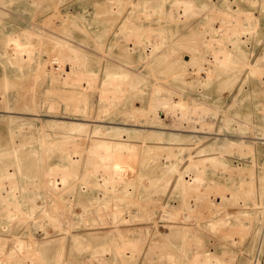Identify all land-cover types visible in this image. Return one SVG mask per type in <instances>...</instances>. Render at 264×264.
Segmentation results:
<instances>
[{
    "label": "bare ground",
    "instance_id": "obj_1",
    "mask_svg": "<svg viewBox=\"0 0 264 264\" xmlns=\"http://www.w3.org/2000/svg\"><path fill=\"white\" fill-rule=\"evenodd\" d=\"M16 1L0 0V25L7 24L3 17ZM50 2L45 9L42 0L34 1L33 23L0 36V62L4 67L11 68L15 63L29 76L47 69L50 64L44 79L17 83L7 74L0 84V113H6L0 115V264H227V252H224L226 256H219L200 243L198 249L191 250V255L184 253L185 244L180 255L175 252L179 246L177 240L184 238L189 225L177 223L182 211L169 202L180 198L186 210H193L188 197H195L193 201L197 204L199 196L211 188L210 167H223L229 176L220 177L227 183L220 180L215 184L220 206L214 207L216 216L213 214L215 217L208 221L209 230L222 238L253 237L262 245L264 153L263 162L254 159L243 168L233 167L226 158L232 152L255 157L260 151L256 145L264 144V130L248 118L232 125L231 117L224 118L214 128L220 119L218 110L194 99L187 101L180 93L170 103L158 104L155 99L156 91L167 88L157 75L164 67L175 74L172 78L191 80L190 84L197 88L222 76L240 83L259 77L262 66L259 59H251L247 49V36L254 29L251 15L230 4L227 8L218 7L211 0H156L154 3L108 0L104 33L118 29L126 38L139 39L137 50L124 47L122 55L127 59L141 46L146 48L148 53L140 62L147 64L150 77L154 78L149 95V77L135 70V61L127 60L124 65L97 57L91 59L70 38L49 35L42 24L50 19L51 26L56 27L55 20L60 16L57 1ZM122 5L128 6L133 15L144 12V19L153 17L159 10V24L165 27L153 29L151 24L136 25L133 18L120 19ZM39 14H43V19L38 18ZM61 16L66 34L72 27L86 30L75 17ZM196 22L199 23L195 25ZM171 24L175 28L168 27ZM186 29L189 34L179 36ZM86 33L94 48L103 54L107 52L104 39L96 31L87 29ZM47 46L51 49L44 54ZM160 50H163L160 60H153L152 55ZM48 77L50 84L46 89L43 83H47ZM59 86L90 95L87 100L57 101V109L59 104L64 105L65 111L71 113L66 112L68 115L79 117H57L74 119L69 122L56 118V121L54 118L44 121L39 117L36 122L26 116L55 117L45 112L54 109L50 96ZM13 89L22 90L14 94ZM32 105L45 114L20 109ZM168 118L175 119V130L202 134L185 135L197 146L203 143L206 138L203 134L208 131L220 136L226 135V128L237 127L245 135L239 140L227 137L220 140L222 136H218L206 148L199 145L188 151L185 145L164 142L182 140L179 134L169 133L166 139L163 132L149 130L151 127L165 129ZM161 157L170 164L162 163ZM159 189L166 193L162 206L173 209L163 208L165 215L140 206L154 201L153 193ZM77 205L81 207L79 213L74 210ZM229 205L242 206L236 213L241 217L235 224L230 221L231 211L229 214L226 211ZM158 219L163 220L169 233L163 234L159 229ZM38 232H42V238L37 236ZM251 264H260V252Z\"/></svg>",
    "mask_w": 264,
    "mask_h": 264
},
{
    "label": "rangeland",
    "instance_id": "obj_2",
    "mask_svg": "<svg viewBox=\"0 0 264 264\" xmlns=\"http://www.w3.org/2000/svg\"><path fill=\"white\" fill-rule=\"evenodd\" d=\"M34 1H36V0H17L16 1L17 3H15L12 6V8L9 9L10 10L9 14L6 17H3L5 19L4 23H7V24L6 25H0V36H4V35H6V33L16 31V30L20 29V27H27L28 25L33 23V17L35 15V9H36L35 5H34ZM55 1H57V8H59V9H57V11L59 10L58 12H60V16L63 15L64 17L65 16L75 17L76 19H78L79 25L82 26L84 29H86V30L88 29L90 31H96L99 34V36H101L104 39L105 44H106L105 49L107 52L103 54V53H101L100 50H97L96 48H94V46H93L94 42L87 35L86 30L83 31L80 28L72 27L71 32H68V33H70V35L68 33L66 34L67 30L63 29L65 27L63 25V28H62V24H61V23H64V20H63L64 18L62 16H61L62 20L60 19V16L57 17L58 20H55V22L57 23L56 27L51 26L52 23L50 24V22H52V21L50 19L45 20V22L43 23V24H45V26L42 24L44 30L49 35H52L56 38L59 37L61 39L70 38L72 44H74L75 46H78L79 48H81L82 50H84L85 52L90 54L91 59H94L97 57V58H101V59L108 61L110 63H113V64H124V65L127 63V60H128V62H134L135 61L136 62L135 63V70L137 72L140 71L141 73H143L149 77L148 78V81H149L148 85L149 86L147 87V89H148L147 94L150 95L149 89H150V85L154 84V78L150 77L149 69L146 67L147 64H142L140 62L143 55L145 56L148 53L146 48L141 46V49H139V51H135L134 54H131L130 58L127 59L122 55L124 47L127 46L131 49L135 48L137 50L140 46L139 39L126 38V36L123 32H121V33L118 32V29H116L115 32L108 33L106 31V34L104 33L106 30V18H107L106 5H107L108 0H55ZM135 1H137V0H135ZM143 1L144 2H150V3L156 2V0H143ZM211 1H213V3L215 5H217L218 7H222V8L223 7L227 8L228 7L227 4H230L231 7L240 8L245 13L251 15V18L253 20L254 29L247 36V38H248L247 49L249 50V53L251 55L252 60L255 61L256 59H259V64L262 66L261 67L262 69L260 68L259 77L249 79L244 83L242 81V83H243L242 84L239 81L238 82L228 81L227 77L222 76L218 81H213L204 87H201V88L198 87L197 88V87H194L192 84H190L191 80L172 78L175 76V74L173 72H170L169 68L164 67L165 69L163 71H158L157 75L160 78H162L160 80V82L165 84L167 88H165L161 91H156L157 93H155V97H157V98H155V99L159 102L158 104H161L164 102L170 103L172 101H176L175 100V94L180 93L185 97V99L187 101H192L194 99L198 102L206 104L212 110H215V111L218 110L217 114L219 115L218 117H220V119L217 120V122L214 124V128H217L219 126V124L221 123L220 121L223 120L224 118L231 117V119H233L232 125H237L238 122L243 123V121H246V119L248 118L249 121L254 122V124L257 126V128L264 130V128H262V127H264V114H263L264 113V0H259V1L257 0V2L260 5L258 3L254 5V3H253L254 0H211ZM42 4L45 7V9H48L47 6L50 5L51 2H50V0H42ZM127 8H128V6H124V5L121 6V14L119 15L120 19L124 20L126 18L127 19L133 18L136 25L151 24V27L153 29L165 27L164 25L159 24V19H158L159 16H157V14L159 13V10L156 11V14L153 15V17H150L148 19L146 17L144 19V17L142 16V15H145V14H143L144 12L137 11L136 12L137 14L133 15L131 9L130 8L127 9ZM38 18L43 19V14H39ZM192 23H190V25ZM198 23L196 22L195 25H197ZM19 25H21V26H19ZM60 26H61L62 30H61ZM174 26H176V25L171 24L168 27L175 28ZM183 27H184V25H182V28ZM57 28H59L60 30ZM49 30H50V32H49ZM51 31H53L55 33L53 34V32L51 33ZM188 34H189L188 29H186V30L180 32L179 36L185 37ZM80 45H81V47H80ZM50 49H51L50 46H47L44 50V54H46V52H49ZM0 50L2 51L1 48H0ZM93 53H95V54L97 53L96 54L97 56H94ZM162 53H163V50H160V51H158L157 54L152 55L153 60H157V61L160 60V56ZM105 57H108V58H105ZM49 65L50 64L48 63L47 67H46L47 69H45L43 71H37V72L33 73V75L28 76L24 71H22V70L20 71L17 64H15V63H12L11 68H9L7 66L4 67L3 64L0 62V84L2 83L3 79L5 78V76L7 74H9L11 76L10 78H11L12 82H17V83H19L18 81H20V80H26L29 82V81H35L36 79H39V80L44 79L45 78V72L50 70ZM69 69H70V65L69 66L67 65L66 70H69ZM54 70H56V72H57V67H55ZM32 78H33V80H32ZM165 78H167V80ZM43 84H44L43 85L44 88L47 89V84H50L49 77L47 78V83L44 82ZM169 88L172 90L168 91ZM14 89H16V88H14ZM17 90L21 91L22 89H17ZM20 91L14 90L13 92H14V94H16ZM24 91H27V88H26V90L24 88ZM170 95H171V97H169ZM89 98H90V95H88V93L83 92V94H79V93H76L75 91L63 90L59 86L58 88L56 87L52 91V94L50 96V103H52V106L54 107V109L51 112H45V113H49L46 115H54L55 117H53V116H46V117L42 116V118H41V116L37 117L35 115H26V116L34 119V121H36V122L38 121L37 119H39V117H40V119H43L44 121H49V120H52L53 118H54L53 120H55V118H56V120H61V121L63 119H64V121H67V122H69L70 120L74 121V119H71V118H67V120H65L66 118L57 119V117H59V116L60 117L67 116L70 113L69 111H65L64 105L59 104V107H58L59 110H58L57 109V105H58L57 101L61 100V101L72 102V101L87 100ZM170 99H172V100H170ZM168 101H170V102H168ZM20 109H23V112H26V113L45 114V113H42L40 111V109H37V107H35L34 105L29 106V107L21 106ZM57 112H58V114H57ZM3 114L5 115L6 113H3V112H2V114L0 113V115H3ZM9 114H11V113H7V115H9ZM12 115H14V114H12ZM178 115H179V117L182 116L180 113ZM68 116L69 117H73V116L79 117L76 115H71V116L68 115ZM44 118H46V119H44ZM166 122L167 123L164 126V127H166L165 129L164 128H158V127L157 128L151 127V128H149V130H155V131H158L160 133L163 132L164 135L166 136V139L168 138V135H170L169 133L179 134L178 137L182 140H178V141H167V140H165L164 142H169L170 144H174V146H178V144L185 145V149H187L188 151L189 150H195L196 147H198L199 145H201V148H206L211 142H213L215 140V138H218V136H219V135L217 136L214 134H212L213 135L212 136L210 133L211 131L210 132L209 131L204 132L203 136L205 135L206 138H203V143L199 144L197 146L193 141L188 140L187 136H185V135H192L195 133H191L188 130H187L188 132L186 130L185 131L184 130H175L176 126H175V119L174 118H168V120H166ZM139 128L144 129V127H139ZM2 129L4 132H7L6 126H3ZM172 129H174V130H172ZM206 133H207V135H206ZM224 133L226 135L223 134L224 136L223 135H220L222 137L219 136L220 140L225 139L226 137L228 139L239 140V139H242V136L245 135L243 133V131L239 130L237 127H234L233 130L226 128ZM195 135H202V134L196 133ZM215 136H217V137H215ZM247 140H250V141L252 140L253 143L256 142L255 139H247ZM258 146L260 147V148H258L260 151L258 152L257 155H255V157H254V155L252 156L251 154H248V156L247 155L243 156L242 154L237 155V153L235 154L234 152H232V153H228L227 158H226L227 162L230 165H233V167H241V168L245 167L246 164L251 165L254 162V159L258 163L263 162L264 144H257L256 147H258ZM175 149H177V148H175ZM177 152H178V150H177ZM229 154H233V155H229ZM185 159H187V158H185ZM161 162L162 163L164 162V164H166V165L170 164L169 161L168 160L166 161V159H164L163 157H161ZM183 165H184V163H183ZM221 169L223 171H221ZM224 169L225 168H223V167H216V168L210 167V168H208V181H209V185L211 187L209 189H211V190L208 191L209 189H207V192L204 191L205 192L204 194L202 191L201 194L204 195V198L202 197L203 195H201V197L199 196V198H201V199L199 200V202H197V204L194 202L196 199L195 197L194 198H192V196L188 197L190 199L189 201H191V204L193 206V210H190V211H189V209L186 210L187 208L182 206V200L180 198H175V199L170 200L169 203L171 204V206H174L175 208L182 211L180 214L181 218L179 217V220H177V223L183 222L184 224L182 223V225H185V226L189 225V226H186V231L183 234L184 238L177 240L179 246L175 248V252H179L178 255H180V252L182 250L181 248H183L182 245L185 244L186 246L184 245L185 246V248H184L185 252L184 253L191 255L196 250V248L198 246L197 244L200 243V245H203L206 248L213 249V252H215L219 256H226V255H224V252H225V254L227 252V257H226V259L228 261L227 264H233V263L234 264H244V263L245 264H251L253 258L255 256H257L258 252H260V264H264V242L262 245H260V242L258 240L255 241L253 237L241 238V236H238V235H236L234 237H228L229 239L228 238H222L220 235H215L208 228V221L210 219H212L213 216L215 215L214 212L216 209L214 207L220 206L218 204V201H219V198H218L219 194L217 192L218 188L215 184L220 180L224 183L228 182L224 178H222V179L220 178L221 176H224L228 172L227 170L225 172ZM228 176L229 175L226 174V178H228ZM189 178L190 177H188V179ZM40 186L43 187L42 184ZM159 190L160 191L153 193V197L155 198V200L152 201L153 203L152 202L150 203V201L146 202V203L143 202L144 204L140 203V206L142 209H143V207H145V209L149 208L148 210H150V211H152V210H154L156 212L159 211L158 214L160 213V215L161 214L165 215L166 213L164 214L163 210L167 209V208L169 210H171V207L166 208L165 206H162V203L166 200L165 199L166 193L163 192V189H159ZM207 194H208V196H207ZM193 199H194V201H193ZM202 202H204V203H202ZM147 203H150V204L148 205ZM213 203H215V204H213ZM145 204H147V205H145ZM194 204H196L198 207ZM198 204H200V205H198ZM151 205H153V206H151ZM156 207H158V208H156ZM240 208L242 209V206H237V205H229L226 208L227 213H228V211L229 212L231 211L230 215H233V216H231V220H230L233 224L238 222L236 220L238 219V217L240 215L237 216L236 213H238L241 210ZM246 208H248V207L246 206ZM80 209H81V207L79 205L75 206V208H74L76 213H79L78 211ZM186 211H187V213H186ZM190 212H193V213L191 214ZM234 214L237 217H234ZM182 215H184V216H182ZM173 218L175 220L174 215H173ZM158 220L160 221L159 229L163 232V234L169 233V231L164 227V223L162 222L163 220H160V219H158ZM184 221H186V223ZM244 221L245 220H241V222H244ZM181 223H179V224H181ZM161 224H163V225H161ZM50 232H51V234H52V232H54V231H52L51 227H50ZM2 234H3V232H2ZM37 234H38L37 235L38 237H41V238L43 237L42 232H38ZM191 240H193V241H191ZM188 242H191V243H188ZM192 242H194V243H192ZM7 243H9V240H7ZM194 244L196 245V247ZM227 246H228V248H227ZM191 250H193V252ZM228 256H229V258H228ZM232 256H233V260H232ZM234 257L236 258V260L234 259ZM223 258H225V257H223ZM229 259H230V261H232L231 263H229L230 262Z\"/></svg>",
    "mask_w": 264,
    "mask_h": 264
}]
</instances>
